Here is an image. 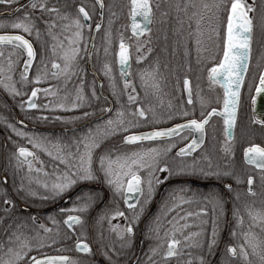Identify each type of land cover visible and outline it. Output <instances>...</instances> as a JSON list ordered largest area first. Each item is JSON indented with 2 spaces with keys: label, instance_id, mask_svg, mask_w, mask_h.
I'll use <instances>...</instances> for the list:
<instances>
[{
  "label": "flooded vegetation",
  "instance_id": "flooded-vegetation-1",
  "mask_svg": "<svg viewBox=\"0 0 264 264\" xmlns=\"http://www.w3.org/2000/svg\"><path fill=\"white\" fill-rule=\"evenodd\" d=\"M45 2L49 8L54 7L59 11L43 12L40 9L32 10L30 8V0H16L11 5L0 3V14L5 12L13 13L10 16L0 17V22L9 25L0 27V34L24 35L26 39L32 42L37 53L35 60L29 68V83L22 85L20 76L23 72L24 52L20 49H14V46H0V51L4 53L3 56H0V64L7 67L6 58L11 54L10 58L15 62L11 75L17 89L23 93V95H14L0 84V179L5 176L7 177L6 183L0 182V198H3L5 193H7V198L14 202V207L10 208L8 214L9 219L16 218L17 222L24 221L27 225L18 230L23 233L22 239L24 236L31 237L34 235V229L38 225H34L29 218L35 216L39 223H43L53 229V233L50 235H53L58 241L51 247L41 249L40 251L47 255H66L73 259H78L81 264H149L148 257L152 255L150 249L158 245V253L152 255V261L155 264H185L189 259L188 253H191L192 264H201L199 260L201 256L204 257V264H245L242 257L231 256L227 252V248L231 245L236 247L237 252H239V245L244 243V232L255 233L259 240L264 241V229L259 226V222L256 226L250 227L252 220L245 211V205H248L253 210H260L264 213V179L261 178L260 170L254 165L247 164L243 157V150L251 144H259L261 147H264V126L259 123H253V120L258 115L254 112L251 99L248 103V111L250 113H247L246 107L244 113L239 118L238 124L236 120V125L233 129L234 139L229 142L232 147L231 153L224 151V142L226 140L224 124L223 120L215 115L210 119L209 124L205 126V136L201 147L184 157H179L176 153L192 140V132H181L179 137L133 145L122 143L123 136L118 140L114 138L115 135H109L102 141L101 151L115 148L118 152L122 153L148 147H158L163 150L170 144L175 145L166 155L161 157V167L164 163L168 164L173 174L169 175L167 172H158L156 174L161 179V183L155 186L152 199L144 206V211L140 215L139 220L134 222V234L131 237L129 246L122 248L121 239L113 231V226L119 225L120 228H123L126 221L120 217L111 218V212L118 207L121 211H125L129 217H131L132 213L127 209L123 198L121 196L114 197L106 184L83 182L54 200L41 199L40 197L47 193L42 185L36 183L32 184V188L37 191V196L33 197L26 195L24 192H17V188L21 183V177H24L26 186L29 177L46 180L48 177L44 173L51 174L55 170L56 165L59 164V161L54 160L41 150L33 149V146L27 142L26 138L17 136L16 132L11 127H8V125H13L16 129L35 136L46 138V140L52 143L60 140L71 144L73 138L80 137L89 128L95 129L98 125L103 126L104 122L114 117L117 109L121 107H123L126 114L128 110H135L137 105L143 107L147 112L146 118H139L138 125L132 127V129L130 128L134 130L132 133L157 128H170L188 119H201L202 111L206 114L213 107L218 109L222 107V103H217V97L221 98V93L207 89L194 93L189 78L175 75L157 77L159 81L158 94L154 93L153 89H146L142 85L140 75H129L127 78L132 81V86L136 89V92L132 94L138 97L136 101L129 103L127 97L131 88L125 91L123 89L124 77H122L120 72V75L113 74L114 67L117 68V50L121 37H119L118 44H116L114 26L115 23L119 22L122 13L115 11L114 5L110 4L108 0H103L105 7L102 16L94 0H87L84 3L85 9L91 16L88 24H91L92 27L91 29L87 27L83 29L81 47L87 46L88 52L91 55H87L83 51L80 53L77 73L67 82L63 75L58 77L52 76V72L55 71L51 67L52 61L55 60L58 63H62L59 59L61 50L57 48L55 54L52 52V46L58 41H53L51 36L48 35V25L43 21H54L56 27L52 28L53 35L57 36L58 40H65V37L71 35L75 29L73 27L66 32L63 26L71 23L72 19L78 15V6L82 5L83 1L45 0ZM251 3L253 4V2ZM16 9L19 10L15 11ZM25 12L31 13L32 18L35 20L36 27L39 28L41 33L39 39L36 37L35 31L32 34H28L21 29L10 27V23L22 19ZM113 13H115L114 16L112 15ZM65 14H67L68 19H60ZM249 15L251 16V14ZM129 17L127 19L128 24L126 23V28L122 30L121 34L125 43L129 45L131 68V66H141L149 62L152 54L148 47L149 33H145L140 38L132 36L129 29ZM110 21L111 23H109ZM96 23H101L102 25L99 31L95 29ZM109 28L111 29L110 44L105 37V33ZM138 40L143 45L139 53L136 51ZM93 44L95 48H93ZM262 46L264 47V44ZM105 48H108L107 54L105 53ZM138 55L144 57L139 62L137 61ZM42 56L44 58L43 64L41 63ZM105 63L111 67L110 75L105 74ZM44 65H47V67ZM38 70L41 73L47 72V78L42 79L39 83H35L34 77ZM4 75L6 76L7 73ZM110 78L115 83L117 95L113 94L114 89L110 83ZM185 79L189 81L191 89V104L188 103V98L184 91ZM206 86L202 85V87ZM33 88L40 90L35 98V102L38 105L50 102H63L68 107L66 109L27 108V100ZM49 88L56 92L57 95L46 94L44 90ZM80 88L83 90L82 94L85 96L86 102L81 107L72 109L70 105L75 100L77 90ZM93 89H95V97L92 95ZM252 95H255V89ZM200 98H203L205 101L203 107L200 103ZM21 101L25 102L24 107H21ZM108 108L111 109L110 112L102 111V109ZM181 111H188L189 115H178ZM153 112L156 114L155 119L153 118ZM84 113H89V115L85 117ZM169 116L172 118L169 119ZM41 117H47V119H41ZM21 121H23V124L20 123ZM221 122L223 138L221 137ZM181 137H184V139H181ZM19 146L28 147L30 150L36 152L38 159L33 161V165L34 169L42 168L41 172L33 170L31 173H28L27 164L20 169L15 168L14 153H16ZM48 147L55 155V148H52L51 144ZM193 164L196 168L194 174H175L178 168L192 166ZM59 166L63 170L64 166L62 164ZM200 169H203L205 172L229 171L233 175L225 177L222 180L211 175L205 178L200 173ZM141 175L146 177L147 173L142 172ZM249 175L253 177L251 187L255 195L248 192L247 177ZM165 176H167V179H164ZM236 178H239V183H237ZM225 184L232 185L231 192H228L224 188ZM180 188H186L187 192H178ZM212 191L219 192L223 196V214H220L219 208L213 212L211 204H205L203 200L198 198H194L192 203L183 204L173 212L168 213V208L173 203L170 199L173 192H178L179 195L187 199L193 193L199 196L200 194ZM88 194L94 195L96 202L87 212H60V209H72L74 206H78L81 201L77 200V196L86 197ZM237 195H239L238 200L236 199ZM142 200L143 197H141ZM129 202L135 203L136 201L133 199ZM4 207L5 205L0 203V217L4 216ZM201 207H205L207 211L201 213L199 216L188 217L187 223L189 227L184 229L183 235H187L188 232H200L201 235L193 239L199 240L202 247H183L184 244L191 243V241H184L183 236L177 233L176 238L181 241V251L184 255L165 259L164 252L167 249V240L169 239L165 235V232L170 231V225L167 221L177 214L184 216L185 212L197 213ZM235 208L240 209V215L243 216L242 224H238L237 217L233 215ZM69 214L80 215L83 225H75L74 231L68 229L63 220ZM49 217H53L60 223L53 225ZM157 217L160 218L159 223L161 225L159 233L150 231V229L155 227ZM214 221L217 235L215 245L212 247L210 253L208 243L212 239ZM7 223L8 220L6 219L3 224H0V241L6 239L4 227ZM180 223H184V221L181 220ZM57 228H59V236H55ZM233 232H235V235H233ZM77 237L89 244L92 249L91 253L86 254L76 250L75 243ZM125 239L128 238L125 237ZM245 246L247 247V245ZM5 251L6 248L0 249V257L4 256ZM249 251H251L250 248ZM105 253H107V256ZM36 254V252L32 253V255ZM249 259L253 261V264H259L257 258L250 256Z\"/></svg>",
  "mask_w": 264,
  "mask_h": 264
},
{
  "label": "snow or ice",
  "instance_id": "snow-or-ice-1",
  "mask_svg": "<svg viewBox=\"0 0 264 264\" xmlns=\"http://www.w3.org/2000/svg\"><path fill=\"white\" fill-rule=\"evenodd\" d=\"M16 0H0V3L5 5H11L15 3ZM99 7L101 9V16L103 15V9L105 7L103 0H97ZM129 16L131 18V31L135 37H142L145 33H150V25L153 22V4L152 0H129ZM230 5V6H229ZM160 5L157 4L156 8ZM30 8L32 10L40 9L43 12H58L57 8H49L45 0H30ZM189 8L195 9L188 15ZM175 9L177 12H184L189 20V27L191 28V21L195 20L196 27L192 29L189 36L195 33V43L197 46V52L201 51V37L203 32L201 30V23L204 20L205 14L208 15L209 25H215V27L210 28L212 35L217 38L221 37V27H223V37H222V57L218 63H215L210 69H208V80L211 85H219L223 90L222 99L217 97V103H222L221 108H211L206 114L201 112V119H188L184 123H177L170 128H157L152 131L142 132L139 134L130 133L123 136L122 143L124 144H136L137 142L143 141H156L163 138H173L179 137L181 132H198L200 134L199 139L193 138L188 144L183 148H180L176 155L179 157H184L190 155L195 151L202 143L205 134V126L209 124L210 119L215 116L223 117L224 124V134L226 140L224 142V151L226 153L232 152V147L230 141L234 139L233 129L236 125L237 120V110L241 99V87L245 81V75L249 70L250 63V53H251V41H252V30H253V19L249 15L250 12L255 10L254 5L248 4L246 0H212V2H202L197 3L195 0H185L184 7L181 8L179 3L175 4ZM16 9L15 11H18ZM78 15L72 19L71 23L64 25V30L67 32L74 27L75 31L71 35L66 36L65 40H58V37L53 35L52 28L56 27L54 21H43L48 25V35L51 36L53 41H58L52 46V52L55 54L57 48H59L60 56L59 59L62 63H58L55 60L52 61L51 67L55 71L52 72V76L58 77L63 75L65 81L71 79L73 75L77 73V65L80 58V53L83 51L87 55H91L88 52L87 46L81 47V41L83 40V29L85 27L91 29V24L85 23L91 19L90 13L85 9L83 5L78 6ZM226 12V23H224L221 18V13ZM113 16L115 13L112 14ZM162 15H167V13H162ZM140 17L141 19H137ZM62 20L68 19L67 14L60 17ZM111 23V21L109 22ZM179 23L182 25L183 21L180 20ZM9 26L0 22V27ZM10 27L13 29H21L23 32L32 34L35 31L36 37L40 38V30L36 27V22L32 18L31 13L25 12L22 19L13 21L10 23ZM102 27L101 23L95 24V29L97 31ZM105 37L107 42L111 43V29L109 28ZM211 38V37H209ZM146 42V41H145ZM11 44L14 49H20L26 52L27 59L24 61V70L21 73L20 81L22 85L29 83L28 72L33 61L36 58V51L30 40L26 39L24 35L14 34L0 35V45ZM142 42L137 41L136 51L139 53L142 48ZM217 48L220 47L219 44L216 45ZM93 48L95 45L93 44ZM151 51V49H149ZM105 53H108V48H105ZM4 53L0 51V56ZM118 63L121 65V75L124 77L123 89L127 91L131 88L128 94V102L133 103L137 100V96L132 93L136 92L134 86H132V81L127 77L131 74L129 72L130 68V52L129 45L125 43L123 36L121 35L119 41V51ZM7 57V67L0 64V84L14 95H23L17 87L16 83L13 81V76L11 75L13 70L14 61ZM144 57L138 55L137 61L142 60ZM213 60L216 59L215 56L211 57ZM41 63H44L43 56L41 57ZM47 67V65H44ZM104 70L106 75H110L111 67L109 64L105 63ZM159 71V65L157 64L154 68L149 71L140 73V80L142 85L147 89H153L154 93H159V81L157 79ZM7 73L5 76L4 74ZM47 78V72L41 73L39 70L34 77V82L39 83L42 79ZM151 82V83H150ZM83 83V82H81ZM110 83L114 89L113 94L117 95L115 91V83L110 78ZM185 87L188 88V103H192L191 89L188 87L189 81L185 79ZM40 91L37 88L31 90V95L27 100V108L36 109L43 107L45 109H66L68 106L63 102L58 103H47L44 105H38L35 102L37 93ZM46 94L57 95L56 92L52 91L51 88L44 90ZM249 91H252V87L249 86ZM82 88L77 90V95L75 100L71 103L70 107L76 109L81 107L85 102L86 98L82 94ZM93 97H95V89L92 92ZM258 98L264 99V71L259 73V82L255 85V95L250 97L253 106L258 102ZM200 103L202 107L205 104L203 98H200ZM25 102L21 101V107H24ZM102 111H111L110 108L102 109ZM151 111V109H149ZM255 111V108H254ZM85 117L89 113L83 114ZM155 112H153V118L155 119ZM181 116H188V111H181L178 113ZM146 110L137 105L135 110H128L127 114L123 110V107L117 109L116 115L107 119L103 126L98 125L95 129L89 128L86 133L81 134L78 138H73L71 144L64 143L57 140L55 143L46 140V138L35 136L31 133L25 132L23 130L16 129L13 125H8L13 131L16 132L17 136L24 137L27 142L33 146V149L41 150L47 153L48 156L52 157L54 160L59 161L56 165L55 170L49 174L44 173L48 179L39 180L29 177L27 186L24 183V177H21V183L17 188V192H24L29 196H37V191L33 190L32 184L36 183L42 185L43 189L46 191V195H42L40 198L43 200L56 199L64 194L68 193L75 186L83 182H99L106 184L111 190L113 196H121L123 202L127 205V209L131 211L132 215L129 217L126 215L125 211H121L118 207L111 212V218L120 217L126 221L123 228L119 225L113 226V231L116 232L117 236L121 239V247H126L130 245L131 237L134 234V222L138 221L140 215L144 211V206L152 199L155 191V186L161 183V179L156 175L158 172H167L172 175L173 172L169 165L164 163L161 167L162 160L161 157L166 155L168 151L174 147V144H170L166 149H159L158 147H148L139 148L137 150L122 153L118 152L115 148L109 149L107 151H101L102 141L106 139L109 135H115L120 132H128L130 128L135 127L139 123V118H146ZM169 119L172 117L169 116ZM41 119H47V117H41ZM23 124V121L20 122ZM253 123H259L264 126V115L257 116L253 120ZM184 139V137H181ZM51 144L52 148H55V155L49 149L48 145ZM15 156V168L20 169L25 164L28 166V173L33 170L36 172H41L42 168H35L33 161L37 160L38 157L36 152L30 150L28 147L19 146L14 153ZM244 161L249 165H254L261 172V178L264 179V147L259 144H251L249 147L243 150ZM42 163V162H41ZM60 164H62L63 170L60 169ZM202 175L207 178L209 175L215 176L217 179H223L233 174L229 171H215V172H205L203 169L199 170ZM146 172L147 175L142 176L141 173ZM196 168L193 164L192 166H184L178 168L175 172L176 175H184L187 173H195ZM167 179V176L164 177ZM237 183H239V178ZM0 182L6 183L7 177L0 179ZM248 192L255 195L252 189L253 177L249 175L247 177ZM224 188L228 192L232 191L231 184H225ZM178 192H187L186 188H180ZM178 192H173L170 199L172 200V205L168 208V213L173 212L176 208L180 207L186 203H192L194 198L201 199L205 204H211L213 212L217 208L220 210V214H223L224 210V199L219 192H209L206 194L193 193L192 196L187 199L184 196L178 194ZM141 197L143 200L141 201ZM135 199V203H130V200ZM239 199V195L236 196ZM77 200L81 203L78 206H74L72 209H60V212H80L85 213L88 209L96 202V197L92 194H88L86 197L77 196ZM0 203L5 205L3 211L4 216L0 217V224H3L7 219L8 223L4 227L5 240L0 241V249H5L3 257H0V264H81L78 259H73L72 257L66 255L54 256L47 255L41 252V249L51 247L58 241L53 236V229L47 227L43 223H39L35 216L30 217L34 225H38L34 229V235L31 237L24 236L23 233L18 230L22 227H26L24 221L17 222L16 218L9 219V211L11 207H14V202L7 198V193L3 198H0ZM207 209L201 207L199 212H185L184 216H179L178 214L173 216L171 220L167 223L170 225V231H166L165 235L169 237L167 240V249L164 252V258L179 257L184 255L181 251V241L176 238V234L180 233L183 236L184 241H191V243H186L183 247H202L199 240L193 239L201 235L200 232H188L187 235H183L184 229L189 227L187 223V218L191 216H199L201 213H205ZM245 211L252 220V226H256L259 222V226L264 229V213L260 210H253V208L245 205ZM167 215V213H166ZM233 215L237 217L238 224L243 223V216L240 215V209L235 208L233 210ZM103 218V217H102ZM52 220L53 225H57L60 222L55 220L53 217H49ZM159 217L156 218V225L150 231L159 233L160 223ZM183 220L184 223H180ZM63 223L67 225L68 229L75 230V225H83V220L80 215H67L63 220ZM59 228L55 230V236H59ZM67 235V234H66ZM216 228L215 221L212 232V239L208 243L209 252L211 253L212 247L215 245L216 238ZM235 235V232H233ZM127 237L128 239H125ZM244 243L239 245V252L234 246H228L227 252L231 256H240L244 260L245 264H253V261L249 259L250 256L257 258L259 264H264V241L259 240L255 233L244 232ZM70 238V237H68ZM247 245V247L245 246ZM75 248L81 253H91L92 249L89 244L85 243L83 240L77 237ZM158 248L153 247L150 249L152 255L158 253ZM249 248L251 251H249ZM36 252V255H32ZM107 256V253H105ZM152 255L148 257L149 264H155L152 261ZM189 259L185 264H192L191 253L187 254ZM201 264H204V257H199Z\"/></svg>",
  "mask_w": 264,
  "mask_h": 264
},
{
  "label": "trees",
  "instance_id": "trees-1",
  "mask_svg": "<svg viewBox=\"0 0 264 264\" xmlns=\"http://www.w3.org/2000/svg\"><path fill=\"white\" fill-rule=\"evenodd\" d=\"M83 6L87 0H82ZM110 4H113L115 11L122 13L119 22L115 23L114 35L115 43L119 41L121 32L126 28V23L129 16L130 3L129 0H108ZM200 3L202 0H195ZM204 2H212V0H204ZM248 4L254 5L255 10L250 12L253 19L252 41H251V53L249 70L245 75V81L241 88V99L238 109L237 124L240 121V116L244 113V109L250 102V97L253 94L255 85L259 81V73L264 71V0H246ZM179 3L181 8L184 7L185 0H152L153 4V22L151 24V32L148 34L150 37L148 41V47L151 49V60L144 65L131 66L129 72L130 75H140L141 72L149 71L157 64L159 65L158 76H182L187 77L191 81L192 91L196 93L200 90H210L221 93V99L223 96L222 89L219 85H211L208 80V69H210L215 63H218L222 57V37L223 27H221V37L216 38V42H220V49L214 48L212 43L214 35L211 34L210 28L215 25H209L208 15L205 14L204 20L200 27L203 32L201 41L204 40V44L201 43V51L197 52V46L195 43V33L189 36L192 29L196 27L195 20L191 21V28L189 27V20L184 12H177L175 4ZM159 4L160 7L156 8ZM230 6V5H229ZM195 9L189 8L188 15ZM167 13V15H162ZM221 18L226 23V12L221 13ZM182 20L181 25L179 21ZM211 35V36H210ZM211 37V39L209 38ZM215 40V39H214ZM206 41V43H205ZM3 47V46H2ZM7 47V46H5ZM9 47V46H8ZM153 52V53H152ZM156 56H155V55ZM215 56L216 59L211 57ZM113 74L120 75L116 67L113 69ZM202 85L206 87H202ZM249 86L252 87V91H249ZM208 87V88H207ZM4 111V110H3ZM116 115V114H115ZM132 129V128H131ZM129 129L128 132H120L115 134V139H121L125 134L134 132ZM222 122H221V137L222 134Z\"/></svg>",
  "mask_w": 264,
  "mask_h": 264
},
{
  "label": "water",
  "instance_id": "water-1",
  "mask_svg": "<svg viewBox=\"0 0 264 264\" xmlns=\"http://www.w3.org/2000/svg\"><path fill=\"white\" fill-rule=\"evenodd\" d=\"M96 3H97V0H94ZM97 5H98V7H99V4L97 3ZM99 13H100V15H101V9H100V7H99ZM13 13H11V12H5V13H2V14H0V17H6V16H10V15H12ZM137 19L139 20V19H141L140 17H137ZM129 20H130V26H129V29H130V34L132 35V36H134L133 35V33H132V31H131V23H132V21H131V18L129 17ZM85 23H89V21H86ZM0 35H3V34H0ZM8 35H14V34H8ZM94 35V34H93ZM135 37V36H134ZM136 38H138V37H136ZM140 38V37H139ZM13 46V45H11V44H7V43H5V44H2V45H0V46ZM118 51H119V48H118V50H117V53H118ZM24 54H25V59H24V61L27 59V55H26V52H24ZM24 64H23V70H24ZM117 68H118V71L121 73V65L118 63V55H117ZM185 81V80H184ZM188 87H190L189 85H188ZM242 88V87H241ZM184 91H185V94H186V97L187 98H189L188 97V88H186L185 87V84H184ZM35 99V98H34ZM254 108H255V113L258 115V116H262V115H264V99H260V98H258V102H257V104L255 105V106H253ZM237 112H238V110H237ZM218 117H220V116H218ZM222 120H223V117H220ZM182 123H184V122H182ZM154 130V129H153ZM148 131H152V130H148ZM148 131H144V132H148ZM139 133H142V132H138V133H134V134H139ZM193 133V138H196V139H199V137H200V134L198 133V132H192ZM205 136V135H204ZM192 138V139H193ZM163 139H165V138H163ZM158 140H160V139H158ZM203 141H204V137H203ZM144 142H153V141H143V142H137L136 144H139V143H144ZM203 144V143H202ZM201 144V145H202ZM128 145H133V144H128ZM201 145L196 149V150H198L200 147H201ZM195 150V151H196ZM194 152V151H193ZM192 152V153H193Z\"/></svg>",
  "mask_w": 264,
  "mask_h": 264
},
{
  "label": "rangeland",
  "instance_id": "rangeland-1",
  "mask_svg": "<svg viewBox=\"0 0 264 264\" xmlns=\"http://www.w3.org/2000/svg\"><path fill=\"white\" fill-rule=\"evenodd\" d=\"M210 36H211V35H210ZM216 38H217V37L214 35V39H215V40H214V39H212V40H213V42H212V43H214V42H215V44H212V45H213V46H215L214 48H216V49H220V47H219V48H217V47H216V45H217V44H219V45H220V42H219V41H218V42H216ZM210 39H211V38H210ZM202 43L204 44V40H202ZM205 43H206V41H205Z\"/></svg>",
  "mask_w": 264,
  "mask_h": 264
}]
</instances>
